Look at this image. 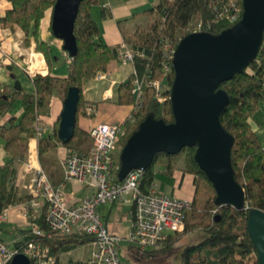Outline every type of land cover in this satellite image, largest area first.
Segmentation results:
<instances>
[{"label": "trees", "instance_id": "16d2710c", "mask_svg": "<svg viewBox=\"0 0 264 264\" xmlns=\"http://www.w3.org/2000/svg\"><path fill=\"white\" fill-rule=\"evenodd\" d=\"M8 1L11 2L12 8L0 17V26L11 30L19 26L26 34L24 44L28 46V34L33 25L35 50L44 55L47 65L50 66L48 53L50 46L38 39V29L40 20L48 9L52 10L56 0ZM212 1L156 0L152 8L142 13L147 16V20L138 25L126 40L128 46L142 52L143 56L134 59V73L119 85V104H134L135 98L132 94L134 79L141 81L162 79L165 64L169 66V70L163 78L162 88L165 99L159 102L151 87L144 83L141 106H133L130 116L120 125L123 132L117 143L118 151L114 154L117 166L114 172L116 180L120 166V151L139 123L148 114L154 115L156 119H163L166 123L173 121L169 96L174 71L172 59L166 55V47L176 45L180 38L191 33L186 30L189 23L201 20V31L212 34H218L234 25L218 19L211 7ZM97 3L98 0H82L80 3L74 25L78 51L68 64L66 76H56L50 71L44 75L37 73L33 77L35 88L33 92L15 87L8 89V86L0 85V113L9 109L17 98L21 99L23 106V115L18 122L15 123L14 118H10L0 125V137L5 142V148L14 153L12 159L0 165V213L9 205L27 202L31 198L28 193L16 190L15 181L19 165L27 159L29 139L35 135L36 126H43L41 122L49 112L52 97H59L63 102L68 89L77 86L80 89V98L76 116L78 118L81 114L85 115L87 104L82 95L83 82L104 74L109 62L118 58L117 47H110L102 41L99 27L91 15V7ZM240 5L243 9L242 0ZM60 42L62 48V41ZM37 57L41 62V68L37 72H44V63L39 56ZM55 59H58V56ZM219 87L229 95V102L220 114V122L234 137L231 163L235 180L245 190L248 208L235 210L231 206L215 204L216 192L194 159L196 149L194 146L184 147L174 155L158 153L152 164L141 172L142 190L147 191L154 187V167L158 161L163 162L164 173L170 174L181 160L183 170L193 176L194 194L189 200L190 207L184 210V229L168 232L165 240L156 246L144 250L137 248L143 253L157 254L169 251L188 233L202 231L205 235L201 240L186 244L181 249V264H259L255 246L247 229V216L250 208L264 211V146L260 144L252 130L249 118L257 106L264 102V43L256 58L242 72L222 82ZM59 120L60 118L50 135H44L39 139V161L54 187L64 182V171L55 155L57 147L61 145L57 136ZM64 146L67 149L88 152L92 146V139L76 122L74 136ZM114 204L117 202L110 203V205ZM44 212V203L35 216L31 210L27 212L30 223L37 226L44 235H34L30 227L18 229L21 237L13 246L21 248L29 241H38L49 247L56 258L54 264H78L80 259L74 258H68L63 262L62 255L77 246L89 245L92 236L80 232L63 236L52 234L44 220ZM103 221L107 227L106 221L104 219ZM14 230L16 227L9 229L0 226L2 234L12 233ZM31 264L34 262L32 261Z\"/></svg>", "mask_w": 264, "mask_h": 264}, {"label": "water", "instance_id": "95a60500", "mask_svg": "<svg viewBox=\"0 0 264 264\" xmlns=\"http://www.w3.org/2000/svg\"><path fill=\"white\" fill-rule=\"evenodd\" d=\"M82 0H56L51 32L71 57L78 51L75 20ZM241 19L218 34L191 32L177 42L170 88L173 121L166 123L148 114L128 137L119 155L117 178L122 181L134 169L148 168L158 153L174 155L194 146V159L211 182L215 204L247 209L245 190L235 180L231 163L233 135L220 122L229 95L219 85L242 72L256 58L264 43V0H242ZM15 88L19 89L17 83ZM80 89L72 86L62 102L57 136L66 145L74 136ZM247 229L258 263L264 264V211L250 208ZM9 264H31L23 253Z\"/></svg>", "mask_w": 264, "mask_h": 264}, {"label": "built area", "instance_id": "2783aa9c", "mask_svg": "<svg viewBox=\"0 0 264 264\" xmlns=\"http://www.w3.org/2000/svg\"><path fill=\"white\" fill-rule=\"evenodd\" d=\"M213 11L218 19L229 24H235L241 19L243 9L240 0H213ZM202 21L189 23L186 30L201 31ZM177 44V43H176ZM176 45L166 47V55L173 57ZM3 48L0 41V54ZM118 59L122 63H133L137 56L143 53L128 46L125 41L117 46ZM67 62L72 58L63 51ZM0 66L9 59L3 55ZM162 79H134L132 94L134 107L143 102V84L146 83L154 92L159 102L163 96V78L169 70L167 64L163 67ZM98 76L104 77V74ZM85 112L91 115L94 107L86 105ZM43 126H36L33 136V147L29 146L27 159L22 164V171L15 181L17 190L28 193L31 198L21 204L27 213L32 211L35 216L45 204L44 220L52 234L63 236L72 232H80L92 236L89 242L90 253L87 258L80 259L78 264H126L118 255L120 238L107 229L100 213L101 205L113 202L131 205V220L128 236L125 238L137 248L144 250L153 247L165 240L168 232L182 231L185 226L184 210L190 207L189 200L170 196L156 190L154 187L147 191L140 187L142 170H131L126 177L119 181L115 179L117 168L114 154L117 143L122 135V128L118 123L102 122L92 126L88 133L92 139V146L88 152L67 149L60 159L64 171V182L54 187L39 161L38 143L44 134ZM76 181L90 188L89 195L75 203H70L65 195L64 186L67 182ZM8 208L0 213V221L5 220ZM32 233L43 236L44 233L30 223ZM17 253L25 254L34 264H54L55 256L48 246L38 241H29L23 247L17 248L0 241V264H9Z\"/></svg>", "mask_w": 264, "mask_h": 264}, {"label": "crops", "instance_id": "0c3cea01", "mask_svg": "<svg viewBox=\"0 0 264 264\" xmlns=\"http://www.w3.org/2000/svg\"><path fill=\"white\" fill-rule=\"evenodd\" d=\"M155 3L156 0H98V3L91 7V15L99 27L102 41L108 46L114 48L117 47L120 42H126L135 28L147 20V16L142 13L152 8ZM11 8L12 5L10 1L0 0V17H3L6 11ZM51 14L52 10L48 9L40 20L38 39L46 42V44L50 46V54L54 55L55 58L56 56H58V58L61 57L65 65H61L60 62L56 65H47L44 55L35 50L36 43L32 36L33 25H31L28 34V46L24 44L26 34L19 26H15L13 30L2 28L0 26V41L3 48V53L0 54V58H4L3 55L9 57V59L0 66V85L8 86V89H14L15 83H17L24 91L33 92L35 90L33 77L36 73L44 75L50 71L51 74L60 77L67 75L68 64L63 56L61 42L56 40L51 32ZM36 54L39 55V58L42 59L44 63V72H36L34 70L33 65L35 64L34 61L37 59ZM31 66H33L34 72H30L29 68ZM134 69L133 63H122L118 58H115L109 62L104 71V77L94 76L83 82V99L87 105L94 107L95 112L91 115H79L77 123L80 128L88 132L92 126L102 122L118 123L122 125V123L130 116L133 110V105L118 103L119 85L134 73ZM61 109L62 102L60 98L56 96L52 97L49 104V112L44 116L43 121L41 122V125H43L45 129L43 136L50 135L53 127L58 123ZM22 115V101L17 98L9 109L0 113V125L7 122L10 118H14L16 123L20 120ZM249 124L256 134L260 144L264 146V102H261L257 106L256 110L249 118ZM34 143L35 141L33 140V137L30 138L28 142V150L29 146L33 147ZM66 150L67 147L62 143L57 147L55 155L59 162ZM117 151L118 148L116 149V152ZM13 154L12 150H7L5 148V142L0 137V165L12 159ZM22 164L19 165L18 173L22 171ZM164 169L162 170L164 178H157L155 177L156 171L154 168V188L174 197L191 200L194 194L193 176L183 170V162L180 160L176 167L171 170L170 174L164 173ZM17 191L23 192L21 190ZM91 191L90 188L83 186L76 181L67 182L64 186L66 198L70 203L79 201L84 196L89 195ZM22 203L7 206V216L5 220L0 222V226L9 229L16 227V230L12 233L2 234L0 232V241L11 246H13L15 241L21 237V233L17 230L28 229L30 227V221L27 217V213L21 206ZM186 244L187 243L177 246L179 247L178 249L180 252ZM131 248L133 255L132 257L129 255V257L132 258V260L139 262L144 259L143 257L149 259L162 257L163 260L167 257V253H171L174 250L175 246L169 251L157 254L143 253L135 246ZM167 259L169 262V254ZM121 260L127 264H131L129 260Z\"/></svg>", "mask_w": 264, "mask_h": 264}, {"label": "rangeland", "instance_id": "374dc122", "mask_svg": "<svg viewBox=\"0 0 264 264\" xmlns=\"http://www.w3.org/2000/svg\"><path fill=\"white\" fill-rule=\"evenodd\" d=\"M51 52L49 51V56L51 60V64L56 65L57 63H61V65H65L63 63V59L60 57L58 60H55L54 55L50 54ZM37 56H39L37 54ZM64 56V55H63ZM65 57V56H64ZM66 59V57H65ZM67 61V60H66ZM34 70L37 72L40 70V65L41 62L40 60L37 59L34 61ZM31 64V63H30ZM69 64V62H67ZM33 66L29 68L30 72L33 71ZM37 74V73H36ZM120 155V154H119ZM155 177L157 178H164V175L162 174V170L164 169V164L161 163V161H158L155 165ZM99 212L102 215V218L105 219L107 223V228L109 232L115 233L119 238L120 241L118 243V253L119 257L124 260H129L131 264H181L180 263V250L178 249L180 246L184 243L190 244V243H195L199 240H201L205 233L202 231L194 232V233H189L187 234L182 240L179 241L175 245L174 250L171 253H167V257L169 254V262L167 257L162 260V257L160 258H152L149 259L147 257H143L144 259L139 262H136V260H132V258L129 257V255L132 257L133 253L131 251V246L130 242L125 239V237L128 236L129 233V226H130V218H131V207L130 205H126L123 203H117L114 205L110 204H105L101 205L99 207ZM7 239V238H6ZM89 246L88 245H80L75 247L74 249L70 250L69 252H66L62 255V260L63 262H66V259L68 258H74V259H82L86 258L89 255Z\"/></svg>", "mask_w": 264, "mask_h": 264}, {"label": "bare ground", "instance_id": "6f19581e", "mask_svg": "<svg viewBox=\"0 0 264 264\" xmlns=\"http://www.w3.org/2000/svg\"><path fill=\"white\" fill-rule=\"evenodd\" d=\"M143 171V170H142Z\"/></svg>", "mask_w": 264, "mask_h": 264}, {"label": "clouds", "instance_id": "9594fccd", "mask_svg": "<svg viewBox=\"0 0 264 264\" xmlns=\"http://www.w3.org/2000/svg\"><path fill=\"white\" fill-rule=\"evenodd\" d=\"M64 51V50H63Z\"/></svg>", "mask_w": 264, "mask_h": 264}]
</instances>
